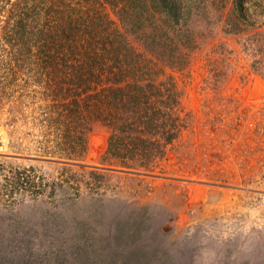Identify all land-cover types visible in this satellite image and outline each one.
I'll return each instance as SVG.
<instances>
[{
  "label": "rangeland",
  "instance_id": "rangeland-1",
  "mask_svg": "<svg viewBox=\"0 0 264 264\" xmlns=\"http://www.w3.org/2000/svg\"><path fill=\"white\" fill-rule=\"evenodd\" d=\"M240 1L249 29L216 30L155 77L178 127L146 169L113 159L101 125L78 162L35 155L45 102L0 61V79L21 86L0 93V264H264V0ZM68 204L79 235L46 218Z\"/></svg>",
  "mask_w": 264,
  "mask_h": 264
},
{
  "label": "trees",
  "instance_id": "trees-1",
  "mask_svg": "<svg viewBox=\"0 0 264 264\" xmlns=\"http://www.w3.org/2000/svg\"><path fill=\"white\" fill-rule=\"evenodd\" d=\"M228 7L235 22L223 29L228 17L219 18ZM242 7L240 0H0V61L24 70L31 82L22 91L45 102L34 118L42 137L35 155L78 162L101 125L106 151L120 164L146 169L162 159L178 125L164 121V84L155 77L164 65L187 66L216 30L249 29ZM13 81L0 79V93L14 92L20 85ZM26 182L35 183L16 185ZM45 214L77 235L86 224L70 204Z\"/></svg>",
  "mask_w": 264,
  "mask_h": 264
},
{
  "label": "bare ground",
  "instance_id": "bare-ground-1",
  "mask_svg": "<svg viewBox=\"0 0 264 264\" xmlns=\"http://www.w3.org/2000/svg\"><path fill=\"white\" fill-rule=\"evenodd\" d=\"M166 228H168V227H164V229H166Z\"/></svg>",
  "mask_w": 264,
  "mask_h": 264
}]
</instances>
